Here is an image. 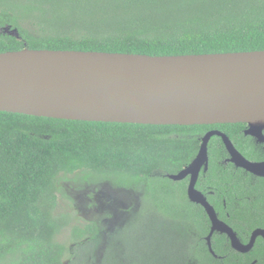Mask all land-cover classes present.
<instances>
[{"label":"trees","instance_id":"1","mask_svg":"<svg viewBox=\"0 0 264 264\" xmlns=\"http://www.w3.org/2000/svg\"><path fill=\"white\" fill-rule=\"evenodd\" d=\"M6 27L16 35L1 32ZM22 49L149 56L264 51V0H0V53ZM234 127L242 125H133L0 112V264H78V252L92 254L104 230L101 222L80 226L64 210L68 200L58 202L72 175L112 178L117 186L138 179L161 195L176 194L173 207L167 200L157 203L151 220L158 221L153 237L159 239L177 218L171 228L180 229L178 256L169 257V248L123 264H246L250 257L233 251L221 235L212 242L223 259L213 257L202 239L209 226L203 211L188 202L179 183L152 175L175 174L189 165L207 130ZM219 147L215 139L209 144L203 178L221 211L215 198L225 184ZM260 207L263 215L249 209L252 216L231 218L246 221L241 229L234 226L241 241L254 228L264 229V200ZM253 258L264 264L261 240Z\"/></svg>","mask_w":264,"mask_h":264},{"label":"water","instance_id":"2","mask_svg":"<svg viewBox=\"0 0 264 264\" xmlns=\"http://www.w3.org/2000/svg\"><path fill=\"white\" fill-rule=\"evenodd\" d=\"M10 31V30H9ZM16 35L15 31H10ZM0 112L48 119L153 126L245 124L246 134L264 131V51L149 56L91 51L30 50L0 53ZM203 138L196 157L177 174L190 176L188 200L202 204L212 235L225 234L232 249L249 252L264 229L247 244L219 221L194 189L202 167L208 169ZM230 162L264 177V162L243 159L223 136Z\"/></svg>","mask_w":264,"mask_h":264},{"label":"rangeland","instance_id":"3","mask_svg":"<svg viewBox=\"0 0 264 264\" xmlns=\"http://www.w3.org/2000/svg\"><path fill=\"white\" fill-rule=\"evenodd\" d=\"M1 32L10 33L7 27ZM72 176L69 185L63 188L64 197L58 196V202L64 198L68 200L64 210L71 221H80V226H85L86 221L95 219L104 228L92 254L86 255L87 251L77 253L78 264H101L115 258H121L118 264H123L148 252L166 254L169 248L173 249L169 257L178 256L182 246L180 229L171 228L178 222L177 218L166 226L170 229L159 239L153 237L158 221L151 220L159 212L157 203L167 200L173 207L176 194L161 195L155 186L152 185L150 190V185L138 179H128L127 183L117 186L112 178L83 179L79 175L73 179Z\"/></svg>","mask_w":264,"mask_h":264},{"label":"flooded vegetation","instance_id":"4","mask_svg":"<svg viewBox=\"0 0 264 264\" xmlns=\"http://www.w3.org/2000/svg\"><path fill=\"white\" fill-rule=\"evenodd\" d=\"M241 125H242L241 128L234 127V128H229L226 131H222L219 129H209L200 137V143H202V138L209 131H217L218 133L215 134L213 137H211L209 144L211 143L212 140L215 139L218 141L220 146L219 147L220 156H221L220 164H222V166L224 167L223 173L225 174V184L222 188L221 191L222 194H220L221 196L215 195V198L219 199L220 202H222V210L220 211L219 208H216L215 205L219 201L218 200L214 201L212 197V195H214V192L211 189V187H209L210 185L207 184V180L203 178L205 173L208 172L209 165L206 171L204 170V167L201 168L194 184V189L202 195L203 199L205 200L204 202H206L214 210L218 220L228 225L236 233V236H237V232L234 230V226L236 227V229H241L246 224V221L245 220L239 221L231 218L232 217L235 218L236 216L242 218L252 216L251 213L249 212V209L255 210L256 211L255 214L258 216L263 215V211H262L263 209H261L260 203L262 200H264V177L246 172L244 169L237 167L233 163H231L230 154L223 141V136H224L230 142L234 150L238 152V154L243 159L252 163H263L264 162V131H262V133L259 134L258 136L246 134L247 125L245 124H241ZM209 144H208V149H209ZM208 164H209V155H208ZM152 175L157 177L162 176L174 183H179L182 187H184L187 197V191L189 190V185L191 182L190 176L187 175L181 180L174 181L168 178V175H172V174L161 175L160 172H154ZM210 196L212 197L211 199ZM188 202L200 208L203 211L204 215L206 216L209 222V226L207 227L208 228L207 236H208L211 228V223L204 210L203 205L193 203L189 200ZM227 207H229V209L231 210L232 216L226 210ZM256 229H263V228L256 227L253 230H251L245 242L241 241L237 236L240 243L244 245L247 244L250 240L252 232ZM215 235L225 236L229 241L228 237L225 234H219L215 232L212 235V238ZM206 237H203L202 239L204 240V245L206 249L209 251V253L217 259H223V257H217L215 255V252L213 250L212 238L209 246L208 242L206 241ZM259 240H261L264 243V240L261 237H257L253 248L246 253L237 252L234 249H232L230 241H229V247L239 255L250 257L249 261L246 264H257L258 261L256 260V258L253 259L251 258L255 246H257ZM223 246H226V244H223ZM240 261L241 264H243L242 263L243 260L240 259Z\"/></svg>","mask_w":264,"mask_h":264}]
</instances>
